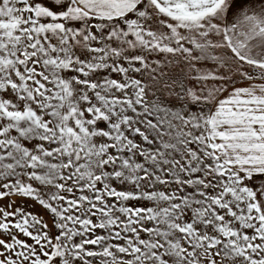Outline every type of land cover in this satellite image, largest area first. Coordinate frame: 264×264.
I'll return each instance as SVG.
<instances>
[{"label": "snow or ice", "instance_id": "obj_1", "mask_svg": "<svg viewBox=\"0 0 264 264\" xmlns=\"http://www.w3.org/2000/svg\"><path fill=\"white\" fill-rule=\"evenodd\" d=\"M0 264H264V0H0Z\"/></svg>", "mask_w": 264, "mask_h": 264}]
</instances>
